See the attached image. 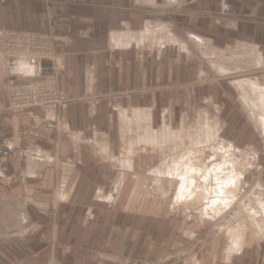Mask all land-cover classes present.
I'll use <instances>...</instances> for the list:
<instances>
[{
	"label": "crops",
	"instance_id": "crops-1",
	"mask_svg": "<svg viewBox=\"0 0 264 264\" xmlns=\"http://www.w3.org/2000/svg\"><path fill=\"white\" fill-rule=\"evenodd\" d=\"M0 31L53 37L60 66L42 77L68 98L12 115L11 83L41 78L27 62L10 74L0 41V264L143 263L186 247L169 264H264V125L247 108L264 86V0H0ZM211 138L252 150L254 166L192 156ZM185 164L208 177L182 197ZM236 171L237 197L211 205ZM236 205L260 215L252 232L215 227Z\"/></svg>",
	"mask_w": 264,
	"mask_h": 264
},
{
	"label": "built area",
	"instance_id": "built-area-1",
	"mask_svg": "<svg viewBox=\"0 0 264 264\" xmlns=\"http://www.w3.org/2000/svg\"><path fill=\"white\" fill-rule=\"evenodd\" d=\"M0 41L6 68L10 74H15L19 65L27 62L35 69L36 76L41 78L37 81L11 83L10 112L12 115L20 117L30 109H58L68 102V98L61 92L55 79L42 77L45 62H53L55 68L60 66L53 37L28 32L0 31ZM233 212L231 218L222 220L219 225H226V223L228 226L235 225L242 218V211L237 209ZM185 250L166 254L148 262L126 264H169L185 254L182 253ZM190 250L187 249L188 252Z\"/></svg>",
	"mask_w": 264,
	"mask_h": 264
},
{
	"label": "rangeland",
	"instance_id": "rangeland-1",
	"mask_svg": "<svg viewBox=\"0 0 264 264\" xmlns=\"http://www.w3.org/2000/svg\"><path fill=\"white\" fill-rule=\"evenodd\" d=\"M3 54H4V52H3ZM8 71V70H7ZM250 87V86H249ZM260 87V89L258 88H256V92H257V95L261 92H263V90H264V86H259ZM245 88H247L246 86H245ZM251 88V87H250ZM247 93L249 94V96H251V97H249L250 99H252V98H254V96H256L255 95V93H254V91H253V89L251 88V91L248 89L247 90ZM251 94V95H250ZM256 101V100H255ZM248 103H251L250 101H248L247 102V104ZM246 104V105H247ZM247 108H248V110H249V120H250V122H251V124H253L254 126H262V124H261V118H263L261 115L264 113V108H261V107H253V105H247ZM9 110H10V103H9ZM31 110V109H30ZM258 114H260V115H258ZM264 125V124H263ZM263 127V126H262ZM184 137H185V134H182L181 135V152H182V154L185 152V151H188V150H185V149H183V147H184ZM214 139V138H213ZM200 143H196V145H198V146H195L194 147V145H191L190 144V146H188V148L189 149H191V151H192V155H195V153L199 156V154H202V157H205V159L203 158V159H200L199 157H198V159L197 160H209V157H211L210 159H212V160H223V158L226 160L228 157V159H230V155H231V153H232V157L231 158H233L234 156H235V158L234 159H230V160H239V162H240V164H241V168L242 169H246V168H252L253 166H254V164H252V163H254V160H256V156H255V154L253 153V151L252 150H249V149H247V148H244V149H242V152H240L238 149H237V151H239V152H237V151H234V149H232V151L229 149V153L227 152V150H222V149H220L218 146L219 145H217V142H215V139H214V144H213V148H211V149H204V148H198V147H200V146H203V144L204 143H201V145H199ZM186 147V146H185ZM198 148L199 150H198V152H196V149ZM236 150V149H235ZM202 151V152H201ZM206 151V152H205ZM185 154V153H184ZM227 156H226V155ZM228 154H230V155H228ZM227 159V160H228ZM234 166V165H233ZM197 167H199L200 168V170H201V172H200V174H205V173H207V171H204L203 169H202V166H197ZM236 167V166H235ZM181 169H183V168H181ZM226 169V168H225ZM175 172H177V171H175ZM237 172V171H236ZM201 176V175H200ZM241 182H242V180H241ZM197 183H198V180H197ZM219 183V182H218ZM241 184L242 183H240V185H239V187L241 186ZM197 186H198V184H197ZM206 188H209V191H208V193L209 194H211V189H210V187H206ZM202 190H204V187H202ZM206 192V191H205ZM245 206H243V205H241V206H239V205H236V206H234L229 212H227L226 214H224V215H222V216H220L216 221H215V227L216 228H222V229H230V230H239V231H244V232H246V231H250V232H252L253 231V229H251V228H249L248 227V222L246 223V221L247 220H250L252 223H253V221L254 220H252V218H254V217H252V215L250 214V213H247V211H245V209H246V207L244 208ZM237 209H240L241 211H242V218H240V220L237 222V224H239V225H235V226H228L227 225V223H226V225H219V222H221L223 219V221H225V220H228V218H231V216L233 215V211L235 210H237ZM250 212V211H249ZM251 215V216H250ZM227 222V221H226ZM244 225V227H242V229H241V226H243ZM239 227V228H238ZM195 239V238H194ZM193 239V240H194ZM186 250L185 251H183L182 253H185V254H182V255H180V259L181 260H183V259H185V257H187L188 256V251H187V249H188V247H186L185 248ZM189 249H191V248H189ZM178 251H180V250H175V251H171V252H168L167 253V255L168 254H172V253H178ZM166 255V254H165ZM160 257V256H159ZM158 257V258H159ZM179 258H177V259H175V260H173V261H171L170 263H172V262H174V261H176V260H180ZM147 262V261H146Z\"/></svg>",
	"mask_w": 264,
	"mask_h": 264
},
{
	"label": "bare ground",
	"instance_id": "bare-ground-1",
	"mask_svg": "<svg viewBox=\"0 0 264 264\" xmlns=\"http://www.w3.org/2000/svg\"><path fill=\"white\" fill-rule=\"evenodd\" d=\"M149 32V31H148ZM145 38V37H144ZM215 70V69H214ZM219 70H220V68H219ZM225 71H227V70H225ZM228 72H229V70H228ZM241 84V83H240ZM243 85V84H242ZM241 86V85H240ZM256 106L257 107H264V90H263V92L262 93H260L259 94V99L257 100V102H256ZM261 120V124L263 125L264 124V117L263 118H261L260 119ZM264 129V128H263ZM210 130V129H209ZM208 132V131H207ZM213 132V131H212ZM214 133V132H213ZM216 135V134H215ZM215 135H214V137H215ZM216 138V137H215ZM211 139H213V138H211ZM214 140V139H213ZM208 143H210V142H208ZM205 144V143H204ZM209 145V144H208ZM229 146H230V144H229ZM207 147H209V146H207ZM198 148H200V147H198ZM197 148V150H199ZM203 148V147H202ZM232 149L233 148H230V150L232 151ZM193 151V150H192ZM225 151V150H224ZM234 151H237V149L235 150V148H234ZM202 152V151H201ZM206 152V151H205ZM227 152L229 153L230 151L227 149ZM237 152H239V151H237ZM189 154H191V153H189ZM226 155V154H225ZM228 155H230V154H228ZM193 156V155H192ZM191 156V157H192ZM227 156V155H226ZM231 157H232V153H231V155H230ZM195 157V156H194ZM230 157V159H234L235 158V156L233 157V158H231ZM229 158V157H228ZM227 158V159H228ZM195 158H193L192 157V159H190V156L189 157H185V160H194ZM226 159V160H227ZM230 159H228V160H230ZM225 160V159H224ZM225 162H227V161H225ZM228 163V162H227ZM217 165H219L220 166V164L218 163ZM225 165V164H224ZM226 165H228V164H226ZM233 166V165H232ZM184 167L186 168V169H181L180 171H179V178H181V187H180V192H182V197L185 195V194H187V193H191V191L193 190V188H195V189H200V185L199 186H197V180L199 179L198 177H200V175L202 176V178H204L206 181L205 182H207V177H208V172L207 173H205V174H200V172H201V170H200V168L199 167H197V166H195V165H193V164H191V165H189V164H185L184 165ZM228 167H229V165H228ZM225 168H226V166H222V169H223V171L224 172H226L225 171ZM232 168H234V169H232ZM228 169V168H227ZM230 169V171H231V169L232 170H236V167L235 166H233V167H230L229 168ZM228 169V170H229ZM212 170H213V168H212ZM216 170V169H215ZM175 173H177V172H175ZM174 173V174H175ZM170 176H174V174H173V172H169L168 173ZM220 175H221V173H220ZM228 175H230V176H227V178L225 177V178H222V179H220L218 182V189H217V191H215V198L213 199L214 201H212L211 202V205H213V206H217L218 204H220V205H223V204H226L228 201H230V196H235V195H237V192H238V190L240 189V187H239V185H240V183H242L241 182V178H242V174H240V172L238 173H236L235 172V174L233 173V174H228ZM218 177V176H217ZM175 178V177H174ZM201 178V179H202ZM172 179V178H171ZM170 179V180H171ZM200 180V179H199ZM174 181V180H173ZM176 181V180H175ZM202 185V184H201ZM204 187V191H209V188H206V186H203ZM241 190V189H240ZM240 190H239V192H240ZM195 192V191H194ZM193 194V192L191 193V195ZM177 197V196H176ZM235 197H237V196H235ZM261 201V200H260ZM259 205V204H258ZM263 205V204H262ZM261 206V205H260ZM264 206V205H263ZM261 208V207H260ZM263 210V214H264V208L262 209ZM252 211V213L254 212L253 210H251ZM255 214V213H254ZM256 215V214H255ZM251 216V215H250ZM258 216V215H257ZM260 216V215H259ZM258 216V217H259ZM253 217V216H252ZM254 217H256V216H254ZM258 217H256V218H258ZM224 220V219H223ZM237 224V223H236ZM235 224V225H236ZM235 225H232V226H235ZM237 225H239V224H237ZM236 225V226H237ZM259 226V225H258ZM242 227H244V225L243 226H241V229H242ZM239 228V227H238ZM263 228V229H262ZM261 229L262 230H264V226L262 227ZM260 229V230H261ZM234 231H236V230H234ZM239 232V231H238ZM240 233V232H239ZM232 234H233V232H232ZM244 237V236H243ZM234 240H235V238H233ZM237 239V238H236ZM238 239H240V237L238 238ZM242 239V238H241ZM240 241H242V240H240ZM243 242V241H242ZM237 243H235V245H236ZM240 246H241V243H240ZM229 250H230V248H229ZM233 251V250H232Z\"/></svg>",
	"mask_w": 264,
	"mask_h": 264
}]
</instances>
